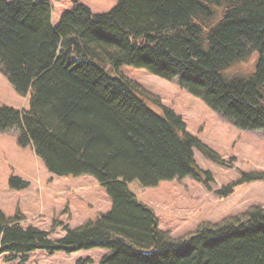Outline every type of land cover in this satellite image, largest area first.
<instances>
[{
  "label": "trees",
  "instance_id": "obj_1",
  "mask_svg": "<svg viewBox=\"0 0 264 264\" xmlns=\"http://www.w3.org/2000/svg\"><path fill=\"white\" fill-rule=\"evenodd\" d=\"M255 52L252 73L233 72ZM123 66L177 80L236 127L264 132V0H118L104 13L74 0L58 26L49 0H0V69L30 94L28 108L0 104V133L16 131L53 174L95 177L112 200L109 212L65 226L60 239L0 209V255L25 264L36 250L106 248L99 264H264V208L176 239L130 189L189 176L209 186L195 150L221 158ZM256 180L264 172L223 194ZM10 185L29 184L12 175Z\"/></svg>",
  "mask_w": 264,
  "mask_h": 264
},
{
  "label": "rangeland",
  "instance_id": "obj_2",
  "mask_svg": "<svg viewBox=\"0 0 264 264\" xmlns=\"http://www.w3.org/2000/svg\"><path fill=\"white\" fill-rule=\"evenodd\" d=\"M49 2L53 8V24L58 26L63 13L73 8L74 0ZM81 2L89 5L94 13H104L118 5V0ZM258 57V52L253 53L233 72L252 73ZM121 72L180 114L187 131L200 138L221 158L218 162L195 150L199 167L213 175L214 181L209 186L190 176L162 181L154 187H144L139 181L129 184L139 200L155 211L161 230L180 239L196 232L205 223H220L243 216L254 207L264 208V180L238 185L229 196L223 194L224 188L241 180L244 174L264 172V132L236 127L201 98L183 89L177 80L169 81L132 66H123ZM29 103L30 94L18 93L0 69V104L22 109L28 108ZM154 108L160 111L158 106ZM12 175L22 178L28 187L22 190L12 188ZM0 209L9 217L21 212L25 216L24 225L52 231L51 237L60 239L66 234L65 226L76 228L109 212L112 200L107 189L93 176L51 173L33 148L21 147L17 132L11 131L0 133ZM109 252L106 248L81 249L70 254L36 250L25 264H80L88 259L92 261L87 264H99ZM5 256L0 255V264H23L21 257L6 262Z\"/></svg>",
  "mask_w": 264,
  "mask_h": 264
}]
</instances>
